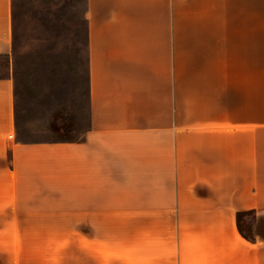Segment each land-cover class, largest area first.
Listing matches in <instances>:
<instances>
[{"label": "crops", "instance_id": "crops-1", "mask_svg": "<svg viewBox=\"0 0 264 264\" xmlns=\"http://www.w3.org/2000/svg\"><path fill=\"white\" fill-rule=\"evenodd\" d=\"M13 8L0 0V57ZM85 10L80 139L18 141L15 82L0 75V164L23 196L20 225L44 226L55 264H264V0Z\"/></svg>", "mask_w": 264, "mask_h": 264}, {"label": "rangeland", "instance_id": "rangeland-1", "mask_svg": "<svg viewBox=\"0 0 264 264\" xmlns=\"http://www.w3.org/2000/svg\"><path fill=\"white\" fill-rule=\"evenodd\" d=\"M85 8L86 0H14V49L0 57V75L15 82L18 141L78 140L88 129ZM9 167L0 164V264H55L44 226L20 225L15 205L23 196L15 193ZM251 218L241 225L246 235Z\"/></svg>", "mask_w": 264, "mask_h": 264}, {"label": "trees", "instance_id": "trees-1", "mask_svg": "<svg viewBox=\"0 0 264 264\" xmlns=\"http://www.w3.org/2000/svg\"><path fill=\"white\" fill-rule=\"evenodd\" d=\"M1 57H2V58H5V59H8V56H1ZM62 141H71V140H62ZM243 215H244V214H241V213L238 214L239 229L241 230V232L243 231V229H242V226H241V221H240V219H241V217H243ZM246 236H249V234H247Z\"/></svg>", "mask_w": 264, "mask_h": 264}]
</instances>
